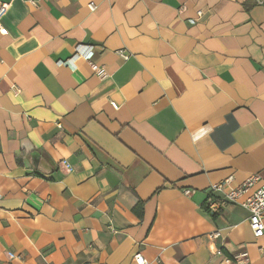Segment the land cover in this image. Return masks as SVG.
Segmentation results:
<instances>
[{
  "label": "crops",
  "instance_id": "crops-1",
  "mask_svg": "<svg viewBox=\"0 0 264 264\" xmlns=\"http://www.w3.org/2000/svg\"><path fill=\"white\" fill-rule=\"evenodd\" d=\"M2 5L0 264H264L244 209L204 208L264 180L263 6Z\"/></svg>",
  "mask_w": 264,
  "mask_h": 264
},
{
  "label": "built area",
  "instance_id": "built-area-1",
  "mask_svg": "<svg viewBox=\"0 0 264 264\" xmlns=\"http://www.w3.org/2000/svg\"><path fill=\"white\" fill-rule=\"evenodd\" d=\"M256 3L264 7V0H255ZM91 11L96 9V5L91 3L89 5ZM9 5H2L0 7V21L7 14ZM201 16V13H199ZM0 31L4 32L1 24ZM91 50V48H90ZM123 60H128L129 55L125 51H117L116 53ZM93 73H95L100 79H105L107 73L105 69L99 65L90 64ZM114 109H118L116 103H111ZM233 177H230L222 183L213 185L209 189V195L205 202L204 207L210 214L217 213L221 208L228 204H232L244 209L248 213L249 228L255 238H260L264 235V180L259 175L249 176L241 185L236 188H232L224 197H217V194L222 192L232 182ZM191 191H185V195L191 194ZM1 198V196H0ZM221 237L220 231H216L209 235L210 239H217ZM10 259H19L12 253H8ZM134 260L137 264H149L145 257L141 253H136ZM248 261V255L243 253L237 258V261Z\"/></svg>",
  "mask_w": 264,
  "mask_h": 264
},
{
  "label": "trees",
  "instance_id": "trees-1",
  "mask_svg": "<svg viewBox=\"0 0 264 264\" xmlns=\"http://www.w3.org/2000/svg\"><path fill=\"white\" fill-rule=\"evenodd\" d=\"M141 206H143V204H141L140 207H141ZM204 208H205V207H204ZM205 210H206V208H205ZM206 212H208V211L206 210ZM212 216L215 217V214H213Z\"/></svg>",
  "mask_w": 264,
  "mask_h": 264
}]
</instances>
